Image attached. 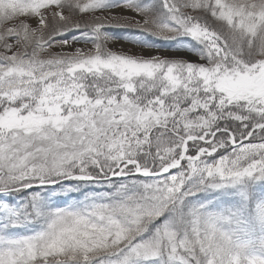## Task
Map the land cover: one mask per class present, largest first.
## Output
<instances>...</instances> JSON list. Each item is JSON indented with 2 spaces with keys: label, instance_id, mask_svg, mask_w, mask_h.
Listing matches in <instances>:
<instances>
[{
  "label": "snow or ice",
  "instance_id": "obj_1",
  "mask_svg": "<svg viewBox=\"0 0 264 264\" xmlns=\"http://www.w3.org/2000/svg\"><path fill=\"white\" fill-rule=\"evenodd\" d=\"M0 264H264V0H0Z\"/></svg>",
  "mask_w": 264,
  "mask_h": 264
},
{
  "label": "rangeland",
  "instance_id": "obj_2",
  "mask_svg": "<svg viewBox=\"0 0 264 264\" xmlns=\"http://www.w3.org/2000/svg\"><path fill=\"white\" fill-rule=\"evenodd\" d=\"M126 35H120V39L114 40L111 44L110 47L114 51H123V52H134L137 50L138 46H134L131 42L130 39L123 38ZM144 55H160L164 57H170V58H181V57H186L187 52L184 50H178L177 52L167 50V49H159L151 52H145L143 53ZM189 58H192L191 56H187Z\"/></svg>",
  "mask_w": 264,
  "mask_h": 264
},
{
  "label": "trees",
  "instance_id": "obj_3",
  "mask_svg": "<svg viewBox=\"0 0 264 264\" xmlns=\"http://www.w3.org/2000/svg\"><path fill=\"white\" fill-rule=\"evenodd\" d=\"M114 31V34L115 35H117V36H120V35H123L124 33H126L125 31H123V30H119V29H117V30H113ZM159 44H160V47H162V46H170V47H172L171 49H169V50H171V51H174L175 52V46L173 45V44H170V43H168V42H159ZM167 50H168V48H166ZM181 58H183V59H193V58H189V57H181ZM90 190V189H89ZM22 195H26V193L25 194H22ZM72 195V194H71ZM77 196H79V197H81V195H80V193H76V196H71L72 198H77ZM65 196L64 195H61V196H58L57 198V201H59L60 203H63L64 202V200H65V198H64ZM66 197H69V195L68 196H66Z\"/></svg>",
  "mask_w": 264,
  "mask_h": 264
}]
</instances>
